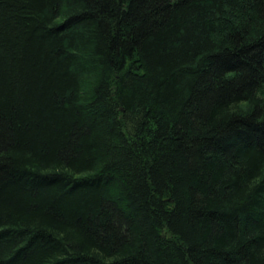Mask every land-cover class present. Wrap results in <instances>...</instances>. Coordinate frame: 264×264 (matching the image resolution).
Wrapping results in <instances>:
<instances>
[{"label": "trees", "instance_id": "obj_1", "mask_svg": "<svg viewBox=\"0 0 264 264\" xmlns=\"http://www.w3.org/2000/svg\"><path fill=\"white\" fill-rule=\"evenodd\" d=\"M0 264H264V0H0Z\"/></svg>", "mask_w": 264, "mask_h": 264}]
</instances>
